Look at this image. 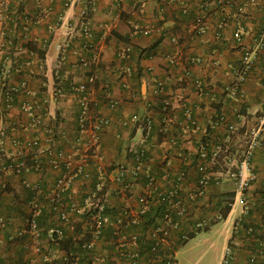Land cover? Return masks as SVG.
<instances>
[{
  "label": "crops",
  "instance_id": "crops-1",
  "mask_svg": "<svg viewBox=\"0 0 264 264\" xmlns=\"http://www.w3.org/2000/svg\"><path fill=\"white\" fill-rule=\"evenodd\" d=\"M83 9L90 18L93 41L101 49L95 82L88 87L97 99L95 110L111 121L100 134L105 168L128 158L126 146L145 145L151 159L150 168L155 172L161 160L169 163L173 174L185 168L184 189L190 190L197 180L193 160L200 142L206 141L212 146L226 144L234 155L242 151L245 133L262 114L264 106V85L259 80L262 73L259 56L264 55V48L257 52L253 42L264 29V0H126L119 13H115L112 0H0L1 68L10 66L9 60L15 55L27 61V71L22 76L28 82V89L38 98L52 93L59 85L66 86L67 79L84 81L88 74L71 66L75 62L73 56L62 64L58 76L54 71L58 46L76 27ZM21 15L37 22L30 28L21 50L16 51L14 44L9 42L18 44L19 33L9 19ZM198 19L204 27L203 32L199 30ZM144 25L151 26L149 35L134 33V27ZM237 29L241 30L239 41L233 37ZM124 46L130 48V54L121 62L116 53ZM245 51L254 57L253 66L244 80L237 83L234 70L240 66ZM86 56L90 57L89 54ZM170 57L175 58L174 64H169ZM126 68L131 71L128 77L123 73ZM18 81L19 77L13 76L7 84ZM158 84L162 86L160 93L156 92ZM104 85L118 101L113 111L100 98ZM24 98H16L10 114L0 124L3 133L0 160L14 150L10 137L33 136L32 132L7 126L8 120L24 121L18 110L19 102ZM165 100L170 103L168 111L163 110ZM185 109L190 110V122L184 117ZM218 114H223L226 123L234 126L233 133L229 134L223 124L215 129L209 127ZM75 115V102L66 95L51 100L44 117L51 128L66 134V140L74 135ZM132 115L148 118L150 131L145 132L136 125H122V121ZM261 139L251 160L257 179L242 196L246 207L238 200L234 181L227 177V167L222 168V164L207 165L212 172L211 183L205 195L193 206L192 218L206 222L199 232H210L220 225L216 231L223 233L224 248L219 264H222L227 247L234 256L232 264H249L248 255L257 245L256 236L260 235L264 241V199L261 196L264 134ZM65 140L60 139L58 144L66 146ZM180 155L188 157L192 163L185 166ZM27 178L31 182L41 180L46 187L51 184L54 174L44 165L43 174H30ZM89 185L77 180L69 196L80 204L85 186ZM140 190V186L135 189L136 195ZM29 197L30 191L21 185L20 176L0 174L1 264H48L43 262L44 255L49 256L52 264H58L65 256L79 257V264H85L78 244L91 239L90 221L72 215L63 223L51 211L49 202L43 199V212L38 218L40 236L32 238L26 231ZM111 202L115 208L124 205L120 198L112 197ZM127 203L136 206L134 197ZM226 206L229 207L226 216L217 219ZM49 227L62 229L63 238L58 243L46 236ZM248 227L254 230L252 236L246 233ZM106 239L98 242L99 251L109 248ZM33 245H37L40 252H34ZM258 261V264H264V259Z\"/></svg>",
  "mask_w": 264,
  "mask_h": 264
},
{
  "label": "built area",
  "instance_id": "built-area-1",
  "mask_svg": "<svg viewBox=\"0 0 264 264\" xmlns=\"http://www.w3.org/2000/svg\"><path fill=\"white\" fill-rule=\"evenodd\" d=\"M125 1L112 0L115 13L121 11ZM67 4L68 2L65 6ZM9 21L19 33L18 44L14 41L9 43L14 44L16 51H20L23 41L27 40L30 28L37 21L27 15ZM197 24L200 32H203L204 27L200 19L197 20ZM134 28L135 34L144 36L152 31L150 25ZM240 36L241 30L237 29L233 37L239 41ZM93 40L94 32L90 18L83 9L76 27L66 34L58 46L54 71L58 76L62 64L68 57L73 56L75 62L71 66L88 75L84 81L67 79L66 86L59 85L52 93L39 98L28 89V82L22 76L27 71L29 64L27 61H22L15 55L9 60L10 66L1 68L0 63V124L3 123L2 119L10 114L16 98L25 96L18 106L24 121L8 120L7 126L10 129L33 133L31 138L18 136L9 138L14 150L0 160V174L20 176L21 185L30 191L26 231L32 238L40 236L38 218L43 212L44 199L49 202L51 211L55 212L63 223L68 222L72 215L90 221L91 239L78 244L85 264H177L176 255L179 248L191 235L206 225L205 220L192 218V209L197 200L205 195L211 183L212 172L208 164L211 166L222 164V168L227 167V177L234 181V192L243 207H246L242 196L257 179L251 160L264 134V106L262 114L245 133L243 149L237 155L231 154L230 147L226 144L212 146L203 141L196 146L193 167L197 173V180L190 190L184 189L187 177L185 168L173 174L169 163L161 160L154 172L150 168L151 159L145 145L134 143L126 146L128 158L124 162L105 168L100 151V134L111 121L95 110L97 99L88 87L95 82V70L101 58V49L97 48ZM253 42L256 51L261 52L264 48V29L254 37ZM129 54L130 48L124 46L116 56L122 62L128 59ZM253 58L251 52H243L241 64L234 70L237 83H241L251 70ZM168 61L169 64H174L175 58L170 57ZM259 61L262 71L259 80L264 85V55L259 56ZM123 73L128 77L131 71L126 68L123 69ZM13 76H18L19 81L7 84ZM161 90L162 86L158 84L156 92L160 93ZM66 95H70L75 102L76 115L74 135L71 139L65 140L66 134L51 128L44 115L51 100L55 101L56 98H63ZM100 98L109 110L117 108L118 101L110 95L105 85L102 86ZM169 108L170 103L167 100L163 101V110L168 111ZM184 117L187 121H192L189 109L184 110ZM150 122L148 118L132 115L129 119L123 120L122 125H136L149 132ZM222 124L229 134L234 132V126L226 123L223 114L216 115L209 127L215 129ZM2 136L3 133L0 131V139ZM60 139L67 142L66 146L58 144ZM179 158L185 166L192 163L184 155H180ZM44 165L54 174L51 184L46 187H43L41 180L31 182L27 178L30 174H43ZM89 167H92V170H89ZM221 172L223 173L222 170ZM77 180L90 184L89 187L85 186L80 204L69 196ZM261 184L263 187L261 196L264 199V181ZM139 186L141 190L136 195L135 189ZM112 197L122 199L124 205L115 208L111 202ZM132 197L135 198L136 206L127 203ZM113 208L115 211L111 213L110 210ZM216 218L221 219V214ZM245 230L248 235L254 234L252 227ZM46 236L58 243L63 238V231L59 227H49ZM105 237L109 248H106V251H99L97 244ZM257 240V245L249 252V264H258L259 259H264V241ZM33 250L36 253L40 252L37 245H33ZM79 259L65 256L58 264H79ZM233 260L232 250L227 247L222 264H232ZM43 262L52 264L47 255L43 256Z\"/></svg>",
  "mask_w": 264,
  "mask_h": 264
},
{
  "label": "rangeland",
  "instance_id": "rangeland-1",
  "mask_svg": "<svg viewBox=\"0 0 264 264\" xmlns=\"http://www.w3.org/2000/svg\"><path fill=\"white\" fill-rule=\"evenodd\" d=\"M219 226L188 238L176 255L177 264H219L224 248L223 233L216 231Z\"/></svg>",
  "mask_w": 264,
  "mask_h": 264
},
{
  "label": "trees",
  "instance_id": "trees-1",
  "mask_svg": "<svg viewBox=\"0 0 264 264\" xmlns=\"http://www.w3.org/2000/svg\"><path fill=\"white\" fill-rule=\"evenodd\" d=\"M13 13H14V12H13ZM143 54H145V53H142V55H143ZM39 56L42 57V54H40ZM137 71H139V70H137ZM137 71H136V74L138 75L139 72H137ZM232 197H233V195H232ZM228 200H229V199H228ZM230 200H231V199H230ZM229 202H230V201H229ZM228 210H229V207H228V206L224 207V210L221 212V216H222V217H225L226 214H227V212H228ZM190 237H192V236H190ZM190 237H189V238H190ZM256 239H260V240H261L260 235H259V236L257 235V236H256ZM185 242H186V241H185ZM185 242H184V243H185ZM184 243H183V244H184Z\"/></svg>",
  "mask_w": 264,
  "mask_h": 264
}]
</instances>
